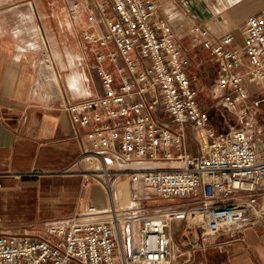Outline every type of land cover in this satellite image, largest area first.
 Segmentation results:
<instances>
[{
    "label": "built area",
    "instance_id": "obj_1",
    "mask_svg": "<svg viewBox=\"0 0 264 264\" xmlns=\"http://www.w3.org/2000/svg\"><path fill=\"white\" fill-rule=\"evenodd\" d=\"M84 8L92 29L84 40L99 52L88 72L95 91L65 109L92 129L91 146L65 173H78L84 191L98 186L105 203L42 222L39 234L0 230V264H191L227 244L221 238L264 230V9L240 34L191 29L217 61L211 95L228 126L218 133L155 0H84ZM116 180L131 185L128 208L114 201ZM151 199L168 205L146 209ZM181 224L192 230L184 246L173 234Z\"/></svg>",
    "mask_w": 264,
    "mask_h": 264
},
{
    "label": "crops",
    "instance_id": "obj_2",
    "mask_svg": "<svg viewBox=\"0 0 264 264\" xmlns=\"http://www.w3.org/2000/svg\"><path fill=\"white\" fill-rule=\"evenodd\" d=\"M155 1L158 18L172 28L188 62L193 87L210 95L206 110L220 112L211 95L217 61L193 43L191 29L199 24L216 35L240 34L246 20L262 12L264 0ZM20 20L26 28H20ZM89 27L84 0H0V209L39 198L42 223L68 220L90 203L104 204L103 194L86 197L78 173H65L91 146L92 129L74 125L65 109L67 99L95 91L88 72L99 52L88 50ZM5 217L0 215V230L14 231L5 228ZM219 242L227 244L197 253L191 264H264V230L251 228L240 240Z\"/></svg>",
    "mask_w": 264,
    "mask_h": 264
},
{
    "label": "rangeland",
    "instance_id": "obj_3",
    "mask_svg": "<svg viewBox=\"0 0 264 264\" xmlns=\"http://www.w3.org/2000/svg\"><path fill=\"white\" fill-rule=\"evenodd\" d=\"M26 21H18V25L20 26V28H26L27 26L25 25ZM27 36V35H25ZM30 37V36H29ZM44 52L45 50L43 49L40 53H39V61H42L44 58ZM52 57L53 54H51ZM198 101L200 102L201 106H203L205 109L206 107L208 108V106L210 105V103L212 102L210 99V95L208 93L205 92H200L198 93ZM215 105V104H214ZM216 109V108H215ZM229 123H232L230 121H228ZM188 148L190 151L192 152H196V145L192 142V141H188ZM130 192L128 193H119L121 197L126 198L127 200L131 199L130 203H132V197H131V185L129 184V189ZM99 188L98 186H93L92 188H90L89 190H87L86 192V197L88 199L91 198H96L98 197L101 193L99 192ZM35 197V196H34ZM182 201L179 200L176 203H181ZM132 204L128 205L131 206ZM142 205L146 208V209H154L157 207H161V206H166L168 205L167 202H165L164 200H147V201H143ZM42 204L39 198L36 199H32V200H20L17 201L15 203H12L10 205L7 206V208H2L0 209V215L4 214L5 217V228L6 229H13L15 232H22L24 229H28L30 230V232L32 234H39L43 227L42 224L40 223L41 221V213L42 212ZM127 206V207H128ZM192 232L190 230H187L184 226V224L180 225V228L177 231L173 230V234H174V240L176 245L179 244L181 246L186 245L185 241H182V236H187L188 234ZM176 233V234H175ZM186 247V246H185ZM182 259H178V263H181ZM176 264V263H175ZM197 264V263H194Z\"/></svg>",
    "mask_w": 264,
    "mask_h": 264
},
{
    "label": "bare ground",
    "instance_id": "obj_4",
    "mask_svg": "<svg viewBox=\"0 0 264 264\" xmlns=\"http://www.w3.org/2000/svg\"><path fill=\"white\" fill-rule=\"evenodd\" d=\"M128 189H129V182L127 180H116L112 185V193L111 194H112L114 201H115V203L119 209L128 208V207H130L128 205L133 203V202L130 203L131 199L127 200L126 198L121 197L119 194L122 192L123 193H127V192L129 193L130 190L128 191ZM131 197H132V195H131ZM104 203H105V200H104ZM136 232H138L137 227H136Z\"/></svg>",
    "mask_w": 264,
    "mask_h": 264
},
{
    "label": "trees",
    "instance_id": "obj_5",
    "mask_svg": "<svg viewBox=\"0 0 264 264\" xmlns=\"http://www.w3.org/2000/svg\"><path fill=\"white\" fill-rule=\"evenodd\" d=\"M210 118L212 123L215 125L218 133H224L227 131L228 126L226 124V120L222 117L220 112L212 111L210 112ZM227 120L230 122H234V117L231 115H227Z\"/></svg>",
    "mask_w": 264,
    "mask_h": 264
},
{
    "label": "clouds",
    "instance_id": "obj_6",
    "mask_svg": "<svg viewBox=\"0 0 264 264\" xmlns=\"http://www.w3.org/2000/svg\"><path fill=\"white\" fill-rule=\"evenodd\" d=\"M71 85H72L73 89H76V84L75 83H71Z\"/></svg>",
    "mask_w": 264,
    "mask_h": 264
},
{
    "label": "water",
    "instance_id": "obj_7",
    "mask_svg": "<svg viewBox=\"0 0 264 264\" xmlns=\"http://www.w3.org/2000/svg\"><path fill=\"white\" fill-rule=\"evenodd\" d=\"M190 231H192L191 229H190ZM191 233V232H190Z\"/></svg>",
    "mask_w": 264,
    "mask_h": 264
}]
</instances>
